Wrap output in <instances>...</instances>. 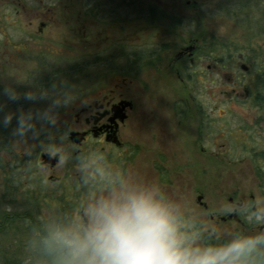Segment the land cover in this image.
I'll use <instances>...</instances> for the list:
<instances>
[{"label":"flooded vegetation","instance_id":"af4514ba","mask_svg":"<svg viewBox=\"0 0 264 264\" xmlns=\"http://www.w3.org/2000/svg\"><path fill=\"white\" fill-rule=\"evenodd\" d=\"M161 1L165 0H49L46 4L37 0H0V117L9 112L7 109H13L18 119L13 125L10 123L9 129L1 126L0 132L6 134L11 128L19 129L22 113L31 107L29 115L34 121L30 126L36 141L50 143L55 130L40 126L38 120L45 122L50 112H54L51 103L55 70L66 71L67 93L63 96L64 104L69 101V106L65 109L67 120L63 133L68 134L72 144L68 145L77 148L66 159L67 176L77 175L65 187L71 194L82 190L86 193L88 189H127L124 197L131 193L152 196L151 188L156 184L158 193L153 199L166 206L161 201L167 198L165 190L173 186L176 177H181L182 166L188 162L196 167L201 162L203 170L214 177V151L219 135H215V114L210 104L213 96L197 94L196 86L198 82L202 84L201 79L209 77L212 69L209 64L204 69L203 62L220 63L215 61L214 47L206 45L204 36L182 41L179 36L186 29L188 17L168 11L165 4H159ZM208 41L213 40L208 38ZM225 58L228 57L222 59ZM244 60L238 53L240 65ZM249 68L241 70L249 72ZM11 69L15 74H9ZM166 69L184 93L178 89L169 91L166 76L160 74ZM151 73L152 77L144 78ZM8 75L17 76L16 82L8 79ZM70 80H74V88L69 87ZM255 98L264 101V96L248 94L245 103L254 107ZM263 107L254 108L264 116ZM73 132L84 135L81 143L70 139ZM222 133L224 139L226 134ZM141 141L145 149L153 151L150 156L145 154L147 158L142 164L136 165L142 152ZM7 145L1 144L0 150ZM224 146L223 143L220 149ZM47 151L36 152V166L53 170L65 153ZM253 151L251 148L250 154ZM199 152L201 159L194 156ZM23 156L12 152L10 159L16 163V157ZM55 157L59 158L58 162L52 164ZM249 159L252 163L260 161ZM261 173L258 168L256 179L261 183L260 188L264 186ZM49 180L57 184L64 181L54 176ZM200 186L195 194L198 205L195 214L209 213L210 227L198 217L169 210L177 234L183 232L182 228L190 231L183 232L185 242L201 241L204 248L209 247L197 237L193 224L212 238L215 242L212 248L219 239L225 245L229 243L218 232L224 225L233 230L237 227L264 230V193L257 198L244 193L245 186H237L226 201L216 203L217 212L210 213L203 183ZM191 243L186 246L190 248Z\"/></svg>","mask_w":264,"mask_h":264},{"label":"rangeland","instance_id":"374dc122","mask_svg":"<svg viewBox=\"0 0 264 264\" xmlns=\"http://www.w3.org/2000/svg\"><path fill=\"white\" fill-rule=\"evenodd\" d=\"M37 1L44 4L49 2V0ZM188 2H190L189 5ZM159 4H165L168 11L171 10L188 17L184 24L186 29L183 28L179 36L182 41L204 36L210 40L228 44L232 49L238 48L240 50L238 53L241 52L243 56L248 53L251 55L252 50L264 52L263 2L238 0L236 2L238 5L235 7L230 5L229 0H165ZM239 5H246L247 8H240ZM257 8L260 10L259 13L256 11ZM247 12L252 13V17L258 22L257 26L248 23L245 19L250 18L246 16ZM190 18L192 21H187ZM193 31H197L196 34H193ZM236 55L233 59L236 61L233 63L222 61L221 64L215 63L214 65L210 61L203 62L204 69L207 64L212 66V69L209 72V77L201 79L202 84L198 82L196 86L197 94L213 96V102L210 104L215 114V135H219V144L214 151L216 161L214 177L212 178L203 170L201 162H198L199 167L188 162L189 164L186 163L188 165L182 166L181 177H176L173 186L165 190V193H168L167 198L161 200L167 208L170 207L169 210L173 213H183L190 218L198 217L197 219L207 223V227L212 224L210 214L206 212L199 216L195 214V207H198L195 194L196 189L201 187L200 183L204 185L202 189L206 195V202L211 208L210 213L217 212L219 207L216 203L222 200L226 201L227 195L237 186L240 188L245 186L244 193L254 194L257 198L264 193V186L260 188L261 183L259 184L260 181L256 179L258 168H261L264 174V163L261 162V158L264 159V116L258 113V109L249 105L250 103H245V96L250 94V91L247 92L250 88L253 89L251 94L254 97L258 95L256 88L261 92L259 96H264V71L260 79H258V73L254 68H251L249 72L242 71L240 67L242 65L251 67L252 61L245 59L240 65ZM12 70L9 71V74H15V71ZM26 73L27 71L23 72L22 81L25 79ZM66 73L63 70H55V93L51 103L54 112H50L45 122H41V119L38 120L40 126H51L55 130L54 139L50 143L36 141V134L31 131L32 126H30L34 121L29 115L31 107L28 112L22 113V124L19 129L11 128L10 132L8 131L9 133L6 134L0 132V147L3 143L9 144L4 150H0V211L33 212L43 222L45 230L58 240L82 239L91 222L93 209L103 201L122 200L127 191V189L117 191L88 189L86 193H82L84 192L82 190L80 193L77 191V193L71 194L68 188H65L69 187L73 178L75 180V176H77L68 177L66 169V159L77 151V148L68 145L70 143L68 134L63 133V130H66L64 127L67 120L65 112L69 106V101L64 104L65 96H63L64 93H67ZM160 74L166 76V87L170 92H175L178 89L179 92L184 93L180 83L169 75V69L163 70ZM152 75V73L145 74L144 78L152 77ZM7 78L16 82L17 76L8 75ZM69 83L72 84L69 87L74 88V80H70ZM43 106L47 109V106L41 105V107ZM7 111L9 112L4 117H0V129L1 126L9 129L10 123L13 125L18 120L15 119L16 112L13 109H7ZM72 120H74V116H72ZM222 132L226 134L224 139L221 137ZM139 143L142 152L136 165L142 164L143 160L147 158L146 155L150 156L153 151L152 148L145 149L144 141ZM223 143L225 144L224 149H220ZM49 144L54 146L49 147ZM244 144L247 145V149L244 148ZM251 148L254 151L250 154ZM48 149L65 153L63 159L53 170H45L36 166V152H48ZM12 152L22 154L24 158L16 157V163H14L10 159ZM253 154L256 155L253 157ZM194 156L201 159L200 152ZM249 157L257 158L255 160L260 161L252 163ZM226 158L232 160L241 158L243 161L230 163ZM50 176L63 179L64 184L50 181ZM130 187L132 188V182ZM151 191L152 197L156 196L158 186L154 184ZM219 230V235L226 236L229 243L236 239L264 238V230L257 228L243 230L237 227L233 230L228 225H224L223 229ZM183 234V232L178 233L181 237L184 236ZM34 237H37L36 232L35 234H23L19 231L15 232L13 229L9 230L6 235L0 233V263L12 258L28 259L32 251L36 249ZM263 241L264 239L257 243L251 251L241 256L237 264H264L260 247ZM189 243L191 242H185V244ZM190 245L191 249H204L201 241H195ZM223 246L225 244L219 239L215 248Z\"/></svg>","mask_w":264,"mask_h":264},{"label":"clouds","instance_id":"9594fccd","mask_svg":"<svg viewBox=\"0 0 264 264\" xmlns=\"http://www.w3.org/2000/svg\"><path fill=\"white\" fill-rule=\"evenodd\" d=\"M10 119V117H8ZM264 238L191 249L177 234L169 209L144 193L100 202L83 238L63 239L66 264H237Z\"/></svg>","mask_w":264,"mask_h":264},{"label":"trees","instance_id":"16d2710c","mask_svg":"<svg viewBox=\"0 0 264 264\" xmlns=\"http://www.w3.org/2000/svg\"><path fill=\"white\" fill-rule=\"evenodd\" d=\"M237 1L238 0H229V3L230 5H232V7H235L238 5L236 4ZM256 1L260 3L261 2L264 3V0H256ZM239 6H241L240 8L243 9L247 8L246 5H239ZM256 11H258L257 13L260 12L258 8L256 9ZM246 16L250 17V18H245L248 21V23L257 26L258 22L255 20V18L252 17L251 12H247ZM204 41L206 45H210L214 47V53L216 58L215 61L217 63L221 64L222 61L233 63L236 61V60L234 61L233 59L235 55L240 51L238 48L235 47V49H232L230 45L221 43L217 40L216 41L213 40L210 43L207 37H204ZM239 54L243 55L241 52ZM224 56H227L228 58L222 59ZM244 57L245 59H248V61H252L249 70L251 68L256 69L258 73V79L262 78V74L264 71V52L252 50L251 55L248 53L245 54ZM248 87L250 88V86ZM252 90L253 89L250 88L247 90V92L250 91V95H252L251 94ZM256 90L258 94L256 96L259 97L261 92L258 91V88H256ZM252 104L254 107L264 106V101L261 98H255ZM262 174L263 173H261V175ZM193 227H194V231L197 233V237L203 239L206 246L212 247L215 245L214 244L215 242L212 240V238L207 233H204L199 225L193 224ZM11 229H13L15 232L18 231L22 232L23 234L24 233L35 234L36 232L37 237L33 238L34 242H36V249L32 251V254L26 260H19L16 258H12V259L4 260L0 264H66L67 260L69 259L68 247L62 242V240H58L55 236L48 233L45 230L43 222L40 221L33 212L17 213V212H9L7 210L0 211V233L6 235V233H8V231ZM186 229L182 228L181 231L190 233V231H186ZM260 247H261V256L264 260V241L261 243Z\"/></svg>","mask_w":264,"mask_h":264},{"label":"water","instance_id":"95a60500","mask_svg":"<svg viewBox=\"0 0 264 264\" xmlns=\"http://www.w3.org/2000/svg\"><path fill=\"white\" fill-rule=\"evenodd\" d=\"M241 68L243 70H245V71L248 70V66H246V65H242ZM83 137H84V135L81 134V133L73 132V133L70 134V139L74 140L78 144L83 141ZM58 159H59L58 157H55V158L51 159V163L52 164H56L58 162Z\"/></svg>","mask_w":264,"mask_h":264}]
</instances>
